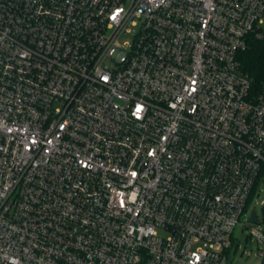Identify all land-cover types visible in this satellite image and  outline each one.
I'll list each match as a JSON object with an SVG mask.
<instances>
[{"label": "built area", "instance_id": "built-area-1", "mask_svg": "<svg viewBox=\"0 0 264 264\" xmlns=\"http://www.w3.org/2000/svg\"><path fill=\"white\" fill-rule=\"evenodd\" d=\"M251 37L264 0H0V264H227L264 172Z\"/></svg>", "mask_w": 264, "mask_h": 264}, {"label": "rangeland", "instance_id": "rangeland-1", "mask_svg": "<svg viewBox=\"0 0 264 264\" xmlns=\"http://www.w3.org/2000/svg\"><path fill=\"white\" fill-rule=\"evenodd\" d=\"M140 24H130L119 37V42L126 52L132 49L134 35L140 30ZM264 202V172L260 177L256 193L248 203L247 210L241 215L240 222L233 233V244L230 248V258L227 264H262L264 243L252 234L253 231L264 232L261 207ZM257 212L259 223H251L252 211Z\"/></svg>", "mask_w": 264, "mask_h": 264}, {"label": "trees", "instance_id": "trees-1", "mask_svg": "<svg viewBox=\"0 0 264 264\" xmlns=\"http://www.w3.org/2000/svg\"><path fill=\"white\" fill-rule=\"evenodd\" d=\"M239 60L242 69L252 79L253 90L259 92L264 85V38L251 37L246 49L239 54Z\"/></svg>", "mask_w": 264, "mask_h": 264}, {"label": "water", "instance_id": "water-1", "mask_svg": "<svg viewBox=\"0 0 264 264\" xmlns=\"http://www.w3.org/2000/svg\"><path fill=\"white\" fill-rule=\"evenodd\" d=\"M261 214H262V220H264V203L262 204V207H261ZM250 222L251 223H259L260 222V220L257 217V212L255 210L252 211V213H251ZM262 264H264V260H263Z\"/></svg>", "mask_w": 264, "mask_h": 264}]
</instances>
